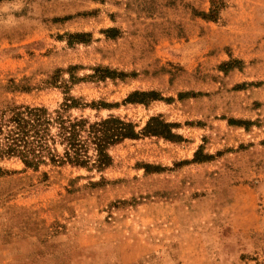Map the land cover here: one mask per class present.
I'll return each instance as SVG.
<instances>
[{
	"label": "rangeland",
	"instance_id": "1",
	"mask_svg": "<svg viewBox=\"0 0 264 264\" xmlns=\"http://www.w3.org/2000/svg\"><path fill=\"white\" fill-rule=\"evenodd\" d=\"M222 1L205 20L211 0H0V106L68 90L117 103L72 115H160L181 136L124 139L102 171L1 160L0 264H264V0Z\"/></svg>",
	"mask_w": 264,
	"mask_h": 264
},
{
	"label": "trees",
	"instance_id": "2",
	"mask_svg": "<svg viewBox=\"0 0 264 264\" xmlns=\"http://www.w3.org/2000/svg\"><path fill=\"white\" fill-rule=\"evenodd\" d=\"M222 0H211L207 11L200 13L205 20H215ZM112 28L103 32L109 35ZM70 38H76L79 42H85L87 32L68 33ZM70 37V38H69ZM233 60L224 62L225 65ZM76 68L70 65L67 71ZM100 71L97 77L124 76V72L116 71L108 67H95L94 72ZM93 76V75H91ZM80 78L70 74L69 80L74 83ZM66 86V84H65ZM165 98L156 90H134L130 92L123 102L148 104L153 100ZM100 101L90 104L81 102L64 91L63 101L57 108L49 109L45 105H30L16 102H5L0 106V161L5 158L16 157L26 168L38 170L41 166H79L88 170L102 171L112 163L110 148L122 142L124 139H134L141 134L158 135L171 140L180 139V134L172 131L175 125L167 122L160 115L150 116L146 124L137 129L133 121L120 117L113 113L106 116H96L91 120L88 116L72 115L71 108L92 106L95 109L116 105ZM211 154H202L200 149L195 152L193 161L210 159ZM149 164H145L148 169ZM8 170L0 165V175ZM43 174L46 176L47 172Z\"/></svg>",
	"mask_w": 264,
	"mask_h": 264
}]
</instances>
